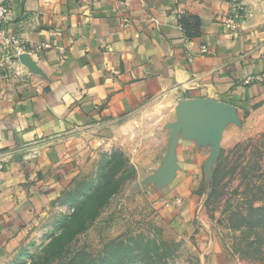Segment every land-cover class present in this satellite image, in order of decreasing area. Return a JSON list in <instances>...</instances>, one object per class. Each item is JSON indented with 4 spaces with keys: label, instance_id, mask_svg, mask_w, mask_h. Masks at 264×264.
Here are the masks:
<instances>
[{
    "label": "crops",
    "instance_id": "1",
    "mask_svg": "<svg viewBox=\"0 0 264 264\" xmlns=\"http://www.w3.org/2000/svg\"><path fill=\"white\" fill-rule=\"evenodd\" d=\"M0 3L9 6L0 37V232L30 200L38 165L62 164L72 127L148 107L173 125L183 101L200 111L184 110L163 173L145 183L169 189L173 203L208 182L226 123L264 108V79L242 83L264 72V0ZM236 3L242 17L231 35L224 19Z\"/></svg>",
    "mask_w": 264,
    "mask_h": 264
},
{
    "label": "rangeland",
    "instance_id": "2",
    "mask_svg": "<svg viewBox=\"0 0 264 264\" xmlns=\"http://www.w3.org/2000/svg\"><path fill=\"white\" fill-rule=\"evenodd\" d=\"M163 113L72 127L1 226L0 264H264V108L226 123L208 182L173 203L145 185L169 158Z\"/></svg>",
    "mask_w": 264,
    "mask_h": 264
},
{
    "label": "built area",
    "instance_id": "3",
    "mask_svg": "<svg viewBox=\"0 0 264 264\" xmlns=\"http://www.w3.org/2000/svg\"><path fill=\"white\" fill-rule=\"evenodd\" d=\"M242 9H243L242 6L236 3V5L233 8V11L230 13L228 17L224 19L225 27L227 28V31L231 35H234L239 30L238 22L240 21L242 17V13H241ZM8 13H9V7L5 3H0V37L3 35V25L7 19ZM124 23L128 24V19L125 18ZM201 51L207 52V48L203 45L201 47ZM261 58L264 63V48L261 51ZM187 60L191 62L193 60V56L188 54ZM263 79H264V72L260 74L249 75L245 79L242 80V83L249 84L255 81H262ZM174 200H176V202L181 201L180 198H175Z\"/></svg>",
    "mask_w": 264,
    "mask_h": 264
},
{
    "label": "water",
    "instance_id": "4",
    "mask_svg": "<svg viewBox=\"0 0 264 264\" xmlns=\"http://www.w3.org/2000/svg\"><path fill=\"white\" fill-rule=\"evenodd\" d=\"M21 59L24 60L22 55H21ZM187 109H189L190 111H193V112H200L197 109L191 107V105L188 102L183 101V102H180L178 104L177 109H176L177 113H178V120L172 125L173 129L171 131L170 145H171L175 130H177V128L180 125H184V123H183V118H184L183 112H184V110H187ZM168 160H169V158H168ZM168 160H165V161H168Z\"/></svg>",
    "mask_w": 264,
    "mask_h": 264
},
{
    "label": "trees",
    "instance_id": "5",
    "mask_svg": "<svg viewBox=\"0 0 264 264\" xmlns=\"http://www.w3.org/2000/svg\"><path fill=\"white\" fill-rule=\"evenodd\" d=\"M254 210L259 211L264 209V206L253 207Z\"/></svg>",
    "mask_w": 264,
    "mask_h": 264
}]
</instances>
